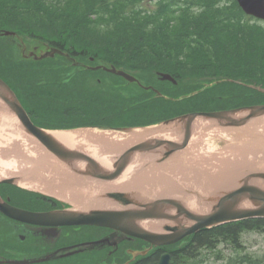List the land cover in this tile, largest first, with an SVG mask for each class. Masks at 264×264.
Segmentation results:
<instances>
[{
	"label": "water",
	"instance_id": "obj_1",
	"mask_svg": "<svg viewBox=\"0 0 264 264\" xmlns=\"http://www.w3.org/2000/svg\"><path fill=\"white\" fill-rule=\"evenodd\" d=\"M237 2L246 14L264 20V0ZM55 53L63 54L57 48H50L35 59L54 56ZM104 68L130 81L136 80L133 75L114 66ZM161 75L163 79L174 80L168 73ZM256 88L264 91L261 86ZM0 110L11 121L17 122L21 135L27 139L28 148L32 150L31 153L25 150V153L42 157L33 160L32 174L25 175L22 180L36 183L40 180L36 176L40 173L39 166L47 164L56 174L51 181L69 195L76 191V196L70 195L69 202L81 206L77 210L43 214L10 207L0 199V210L13 218L33 223H52V220L61 219L60 223L109 226L154 244H164L220 222L264 217V143L258 149H242L236 157L219 151L210 153L215 161L205 164V160L199 158H205V154H199V147H188L197 128L205 131V127L246 125L264 117V104L190 112L157 124L170 128L173 138L162 136L154 126L149 128L154 136H146L134 143L114 144L101 139L103 137H95V142L92 139L88 140L92 142L75 145L58 139L54 135L57 130L34 125L15 93L1 78ZM112 130L134 131V128ZM95 152L105 159L99 160L94 156ZM25 153L21 150L23 160L27 157L24 158ZM230 167L233 168L231 171L228 170ZM172 169L186 170L187 179L175 180L171 175L168 178L152 176L154 171L164 174ZM125 173L138 181L129 179ZM121 178L124 180L117 183ZM203 179L216 180L219 185L213 187L217 189L204 194L200 188ZM0 181L17 182L10 176H0ZM192 202L198 206L194 207ZM161 230L172 232L160 233ZM168 260L169 255L165 254L158 264H169Z\"/></svg>",
	"mask_w": 264,
	"mask_h": 264
},
{
	"label": "trees",
	"instance_id": "obj_2",
	"mask_svg": "<svg viewBox=\"0 0 264 264\" xmlns=\"http://www.w3.org/2000/svg\"><path fill=\"white\" fill-rule=\"evenodd\" d=\"M146 1L0 0V28L43 41L70 56L85 60L93 57L116 67L165 70L177 79L220 76L252 80L264 86V22L246 15L235 0H156L154 7L146 6ZM37 65L40 63L9 62L0 55V76L7 81L22 79L24 71L27 73L30 67ZM232 86L228 84L224 89H232ZM249 90L253 92L252 97L241 98L238 94L236 100L229 103L264 102V93ZM209 95L208 99L197 94L184 102L186 105L182 103L183 107H189V103L192 105L189 110L225 107L227 102L214 99L213 93ZM60 97L61 100H50L55 107L45 104L48 101L45 99L31 103L26 100L27 109L32 116L34 113L46 116L51 127L69 128L94 122L75 120L80 115L76 112V96L63 93ZM92 100L94 104L85 108V114L95 115L97 120L107 115L109 119V114L120 111L119 116L95 121L94 125L149 124L155 119L139 122L142 116L152 114V117L160 111L155 104L147 110L124 100L119 103L107 98L102 100L99 95ZM165 109L161 112L169 111ZM249 230L264 233V218L199 230L171 252V264H191L189 260L194 262L201 248H213L218 242L239 248L241 233ZM146 261L151 260L135 264ZM231 264H262V260L241 254Z\"/></svg>",
	"mask_w": 264,
	"mask_h": 264
},
{
	"label": "rangeland",
	"instance_id": "obj_3",
	"mask_svg": "<svg viewBox=\"0 0 264 264\" xmlns=\"http://www.w3.org/2000/svg\"><path fill=\"white\" fill-rule=\"evenodd\" d=\"M156 0H147L146 6L148 7H154ZM264 22V21H263ZM38 40L33 39L29 36L24 35H17L16 34H7L3 33L2 29L0 28V55L5 58L9 62H16V63H22V62H37L33 61L32 59L23 58L22 57V46H26V51L28 48L32 47V45H35V43ZM25 51V52H26ZM80 62L85 64H98L100 61L97 60H88V58L82 59L79 58ZM40 65L32 66L30 68H40L37 71H33L30 73L29 69L28 72H23L25 75L24 78L20 79L18 77V80L14 82L16 85L17 90L20 92L21 96L24 100H27L29 103L34 101H40L42 102L43 99L48 100L45 104L54 105L50 102V100H61L62 98L60 96L63 95V93L68 94L70 97L76 96L78 93V90L82 88L86 93H89L91 95V90L93 92L99 91V92H105L107 93V97L101 93L99 94L100 98L103 100L107 98L108 100H111L113 102L119 103L121 100H124L132 106H143L149 108L156 105L158 106L160 111L157 113V115L150 116H142L143 119L139 122H143L148 119H155L154 122L149 123L147 125H138L134 124L133 126H157V129H159L158 133L162 134V136H166L169 138H173V132L168 127L160 126L159 122L169 118L170 116L174 114L179 113H185L189 109H192L191 103H189V107L184 106V102L190 100V98H193V96L197 95V97L204 96L209 99L210 93H213L214 99H222L223 102H227L224 106L225 107H216L214 106V109H223V108H229V107H236L238 104L231 105L229 102H233V100H236L238 94H240L241 98H247L252 97L251 90L253 89L259 92L264 93V91H260L256 88V86H262L263 84H256L252 80H233L231 78H223L220 76H217L216 78H208L205 76L197 77V76H187L183 77L180 80H177L176 82L170 81V80H163L160 78L156 72H163L166 73L165 70H154L153 73L151 71H135L130 70L127 68H123L129 73H134L137 75V77H142V82L145 87L138 86L136 83H127L124 79H122L119 76H110L111 73L106 74L107 79L103 76H97L103 74V72L97 71L92 74L96 75L95 79H88L90 76H85L84 78H81L78 82V73H76V70L73 69V66L70 64L68 60H66L65 57L59 56L58 58H47L44 61H38ZM122 68V67H120ZM26 69V68H25ZM151 72V73H150ZM57 76L61 78H66V81L64 80V83L58 82L59 84L56 85L51 79H43L44 76ZM114 75V74H113ZM81 76V74H80ZM148 76V77H147ZM95 77V76H93ZM92 77V78H93ZM101 77V78H99ZM146 77V78H145ZM72 78V79H70ZM99 78V79H98ZM73 81H75L78 85V87H75V85L71 88L68 84H71ZM234 82V83H232ZM53 83V84H52ZM233 85L232 89H224L227 85ZM58 86V87H54ZM151 86V88H150ZM157 87L160 89L158 91L159 93L156 94L154 87ZM85 88V89H84ZM64 90V91H63ZM63 91V93H62ZM195 93L192 97H190L189 93ZM206 93V94H205ZM204 94V95H203ZM58 95V96H57ZM91 104H94L92 97L90 96ZM220 100V101H222ZM193 102V101H192ZM89 103V104H90ZM260 104H264V102H258ZM34 105V103H32ZM155 104V105H153ZM186 105V103H184ZM249 104H255V103H247L242 105H249ZM241 105V104H240ZM238 105V106H240ZM241 105V106H242ZM32 109L35 110L34 106L29 105ZM55 107V105H54ZM92 107V106H90ZM183 107V109H182ZM169 110L168 112H161V109ZM91 109V108H90ZM180 109V110H179ZM200 109H206L209 110L210 108L200 107ZM114 110V109H113ZM148 110V109H147ZM166 110V109H165ZM112 111V110H111ZM110 111V112H111ZM183 111V112H181ZM118 112H115L113 114H109L110 118H115L120 115ZM35 114V113H34ZM40 116L36 118L41 122L43 125H48V121L46 120V116ZM45 115V114H44ZM108 117V115H107ZM101 121V120H97ZM126 123V122H124ZM0 124V128H2ZM198 131L197 128L194 131L193 138L191 140L189 148H192L194 144L197 142L199 147V154H205L204 157H199L201 161H204L203 164L209 163L212 161H215L214 155H211L210 153H217L222 152V154L229 153L231 156H237L240 154L242 149H246L248 147L253 148L256 147L258 149V146L261 143H264V117H260L258 119H255L246 125L240 126V127H218L215 128H206L203 132V135L201 137H198ZM243 131V132H242ZM3 133L0 130V148L3 150V152L8 151V148L10 146H7L10 142L14 144L17 148L20 150H23V147L21 144V137H18L19 143H16L13 139L14 136L10 133V130ZM3 135L1 136V134ZM7 134V135H6ZM7 137H6V136ZM130 135V134H129ZM139 134L135 135L138 136ZM143 136H153L152 134H145ZM5 139L3 140V138ZM131 137V136H128ZM16 138V137H15ZM21 138V139H20ZM20 139V140H19ZM14 142V143H13ZM10 143V144H11ZM3 146H6L4 148ZM40 152V151H39ZM6 156V155H4ZM26 155H24L25 158ZM28 157V158H27ZM26 159H22V156H16V158L20 161L18 166H14L15 173H25L32 174L34 159L29 158L27 155ZM198 158V159H199ZM214 158V159H213ZM25 167V168H24ZM30 167V168H29ZM14 173V172H13ZM38 177V174L36 175ZM47 183L45 182H37L35 185H32L33 188H38V186H43V190L47 188ZM45 191H48L47 189ZM42 193V192H41ZM43 194V193H42ZM241 246L239 248H235L231 244L220 242L217 244V247L215 250H207L206 248L201 251V253L197 256L198 257V264H227L232 259H234L237 255L246 253L253 257H259L262 259L264 264V234L257 231H249L246 233H243L241 238Z\"/></svg>",
	"mask_w": 264,
	"mask_h": 264
},
{
	"label": "flooded vegetation",
	"instance_id": "obj_4",
	"mask_svg": "<svg viewBox=\"0 0 264 264\" xmlns=\"http://www.w3.org/2000/svg\"><path fill=\"white\" fill-rule=\"evenodd\" d=\"M39 69L29 68V71L31 73ZM73 69L78 73V82L85 76H90L88 79L96 78V75L90 72L95 70L86 66H76ZM97 76H103L109 81L106 74ZM66 78L60 79L58 75H52L44 76L42 81L51 79L58 85V82L63 81L62 83H64ZM15 80L17 81L16 78H11L10 82L14 83ZM68 85L71 88L74 85L78 87L75 81ZM91 91L90 95L82 88L78 90L76 112H79L80 115H77L78 118L75 120L97 121V116L85 114V108L92 106L90 96L93 98V94H96L93 90ZM36 116L34 114L32 118L36 119L35 123L38 124L40 121ZM100 119L109 120L110 117L109 119L107 117ZM5 170L0 163V172ZM0 196L13 206L33 212L61 211L71 207L67 203L50 199L41 194H34L30 190L7 182L0 183ZM171 249V247L150 245L149 242L141 238L110 227L89 224H34L11 218L0 211V264H9L5 263L8 260L27 261L26 263L12 264H135L149 258L151 261H146L145 264H156L161 254ZM140 251L146 252L141 253Z\"/></svg>",
	"mask_w": 264,
	"mask_h": 264
},
{
	"label": "bare ground",
	"instance_id": "obj_5",
	"mask_svg": "<svg viewBox=\"0 0 264 264\" xmlns=\"http://www.w3.org/2000/svg\"><path fill=\"white\" fill-rule=\"evenodd\" d=\"M17 35H20V34L17 33ZM10 79H8V82H10ZM7 116L8 115H6L3 111L0 110V124H1V126H3L2 127L3 129L0 128V130L4 134L8 133V132H6V129H7V131L10 130V133L14 136L13 140L16 143H19L18 137H22L23 141L27 142V139H25L21 135L20 128L18 127L17 122L14 120L11 121V119ZM203 132L204 131H202V129H199L198 137H201L203 135ZM3 133L1 134V136L3 135ZM146 133H150V129H136L133 131V135H137V134L141 135V134H146ZM54 135L58 139H60L61 141L65 142L67 144H70V145H73V144L75 145V142L78 140L84 142V141H88V140L93 139V142H95L96 139H94V138L101 136L100 133L93 132L90 130H60V131L54 132ZM4 139H5V137L3 138V140ZM88 142H92V141H88ZM10 143L7 145L10 147L8 148V151H6V152H3V150H1V148H0V161H1L0 163L7 170V171L6 170L1 171L0 173H5V174L11 173L14 170V166H18V164H19L16 156H20L21 150L19 148H17L14 144H12V143L10 144ZM3 147L6 148V146H3ZM22 147L25 151V148L27 147V145L23 144ZM29 150L31 151L32 149H29ZM104 153L107 156L109 155L105 151H104ZM4 155H6V156H4ZM231 169H233V168L232 167L228 168V170H230V171H231ZM228 173H230V172L228 171ZM125 176H127L129 179H136L135 180L136 182L138 181V179L136 177H134L130 174L125 173ZM152 176L155 177L154 174H152ZM200 183H201L200 188L203 190L204 194H207L208 193L207 191H213V190L217 189L216 187H213V185H219L218 183H216V180H208V179H203ZM192 203H193L192 205L194 207L198 206L197 203H195V204H194V202H192Z\"/></svg>",
	"mask_w": 264,
	"mask_h": 264
}]
</instances>
